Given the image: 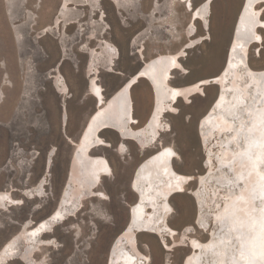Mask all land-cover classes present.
<instances>
[{"label": "rangeland", "instance_id": "374dc122", "mask_svg": "<svg viewBox=\"0 0 264 264\" xmlns=\"http://www.w3.org/2000/svg\"><path fill=\"white\" fill-rule=\"evenodd\" d=\"M201 1L193 0V3L197 5ZM242 1L213 2L208 19L210 36L202 44L184 52L180 63L187 73L174 72L173 86L192 85L217 75ZM60 2L0 0V191H11L14 198L22 201L18 206L0 211V247L9 244L15 251L6 264H105L109 247L126 226L129 207L135 201V194L130 192L129 186L134 169L130 168L134 162L138 164L160 147L142 151L135 144L125 142L127 150L119 154L113 150L118 139L110 132H104L102 136L112 147L93 152L106 156L112 167V175L103 177L98 188L102 197L84 200L78 213H72L43 237L52 238L53 246L35 247V255L29 262H20L18 254L23 246L19 233L28 223L26 228L46 217L56 205L73 151L67 138L77 140L94 110L95 99L87 91L89 60L86 51L93 45L95 48L99 39H105L119 52L112 69L107 63H93L98 68V82L108 98L141 66L143 59L139 60L137 50L143 47V58L148 60L159 53L176 52L187 44L183 29L188 26L189 13L177 0H137L119 10L110 0H102L104 24L98 19L88 22L93 30L87 35L95 34V40L84 39L79 51L71 47V33L59 31L60 50L55 37L56 29L62 27L54 25L52 28L53 19L59 17L62 26H67L79 17L74 10L62 7L58 10ZM69 3L83 4L78 0ZM196 34L198 37L203 35L199 22H196ZM262 36L264 38V32ZM88 43H91L89 47ZM260 46L259 52L254 50L255 46L249 52V63L256 70L264 68V42ZM74 56L84 60L85 64L74 67ZM61 58L64 60L60 67L50 71ZM57 73L68 84L66 97L51 89L52 77ZM216 91L215 87H204L201 94L192 96L188 102L178 100L174 106L176 112L165 113L167 131L161 133L160 143L173 148L172 166L178 173L195 178L205 171L206 148L214 145L212 140L206 148L200 145L196 124L210 107ZM131 94L134 116L140 123L151 109L152 92L148 83L140 80ZM64 107L68 112L65 127L61 125ZM50 153L52 163L44 196L23 198L21 191L14 190L36 186ZM209 154L215 156L214 152ZM128 177L130 191L126 187ZM192 180L186 182L182 192L169 199L171 210L161 221L165 222L168 231L137 232L129 237V241L135 240L137 250L146 258L143 264H184V257L192 255L185 243L190 244L191 239L207 240V233L195 225L197 206L194 193L197 186ZM74 191L71 189L70 193ZM209 214L208 210L204 211L205 216ZM208 224L210 228L211 223Z\"/></svg>", "mask_w": 264, "mask_h": 264}, {"label": "bare ground", "instance_id": "6f19581e", "mask_svg": "<svg viewBox=\"0 0 264 264\" xmlns=\"http://www.w3.org/2000/svg\"><path fill=\"white\" fill-rule=\"evenodd\" d=\"M63 1L62 8L67 9L71 0ZM78 1L90 11H95L102 0ZM110 1L119 10L137 0ZM177 1L183 3L189 13L188 26L183 29L187 44L176 52L159 53L148 60L143 58V47L137 50L139 60L143 59L141 72L128 77L126 80L131 79L129 83L123 81L105 103L104 90L98 82V68L93 63H107L112 69L119 52L105 39L96 41L95 48L87 49V91L98 105L86 119L76 142L67 140L73 151L55 207L46 217L26 228L28 223L18 235L23 244L18 251L20 262L33 259L35 247L53 246L52 238L43 237L72 213H78L84 200L102 197L98 188L103 177L112 175V167L106 156L93 152L112 147L102 136L104 132H110L120 140L115 146L119 154L127 150L126 143H133L142 151L160 147L141 160L132 172L129 186L135 194V202L129 207L127 227L109 247L105 264L145 263L146 258L137 250L135 240L129 241V237L137 232L152 234L168 231L165 222L161 221L171 210L169 199L173 194L182 192L186 182L192 179L197 182L194 193L196 224L210 238L204 242L191 239V245L186 240L187 246L192 247V255L184 257L183 263L264 264V68L253 69L249 63L251 48L255 46L254 50L259 52L264 42V1H242L232 26L230 36L234 33V38L227 46L228 61L222 73L179 87L171 84L173 74L176 71L187 73L180 63L184 52L202 44L210 36L208 19L215 0H203L197 5L193 0ZM98 16L99 22L104 24L105 14L101 11ZM256 16L257 19H254ZM60 20L56 17L53 24L59 26ZM196 22L203 30L200 37L196 34ZM244 24L248 26L246 33L250 26L253 27L248 41H244L245 32H239V26ZM87 40H95V34H88ZM140 80L150 86L152 102L146 118L139 123L134 116L131 92ZM210 81L217 82L220 91L213 106L198 120L196 128L200 145L206 148L212 140L214 146L206 148L204 173L194 178L174 169L172 160L175 152L170 146L160 143V138L161 133L167 131L165 113L176 112L174 106L178 100L188 102L192 96L201 94L202 86ZM52 84L59 95L66 97L69 93L68 84L59 73L52 77ZM67 122L68 112L64 107L61 125L65 127ZM213 152L215 156L211 157L209 153ZM51 163L52 153L47 156L43 175L36 186L21 190L23 198L44 196ZM71 189H75L72 194ZM21 203L11 191H0V211ZM206 210L210 213L208 216L204 215ZM208 223L213 226L211 231ZM122 240L125 243H121ZM14 252L9 244H3L0 247V264H6Z\"/></svg>", "mask_w": 264, "mask_h": 264}, {"label": "flooded vegetation", "instance_id": "af4514ba", "mask_svg": "<svg viewBox=\"0 0 264 264\" xmlns=\"http://www.w3.org/2000/svg\"><path fill=\"white\" fill-rule=\"evenodd\" d=\"M184 5V4H183ZM59 7V5H58ZM83 7H86L84 6L83 4H80V3H72L71 6H70V10H74L76 11L77 13H79V17L72 20L69 24H67V26L63 29V28H57L56 29V34H57V37H55V39L57 40V47L61 50L62 48V41L60 39H58V34H59V31H61V33H64L66 30L68 32L71 33V38H72V45L71 47L76 49V50H79L80 51V48L81 46L83 45V40L87 38V33L91 30H93L92 28H90L88 26V22L89 20L91 19V21H94L96 22L97 19L99 18L98 15H100V12L102 11L104 13V9H103V6H102V1H101V5L99 6L98 10H95L93 11L92 13H90L89 9L86 7V8H83ZM184 8L186 9V7L184 6ZM58 9V8H57ZM60 10V9H59ZM59 13V11H58ZM105 14V13H104ZM69 25V26H68ZM68 27V28H67ZM91 45V43H88L87 46L89 47ZM94 47V45H93ZM92 47V48H93ZM91 48V47H89ZM75 57V62H73L72 60V63H73V66L74 67H82L84 64H85V61L82 60V59H78L77 56H74ZM64 59L61 58L56 64L55 66L57 65V67L59 68L62 61ZM51 89L54 90V88L51 86ZM55 91V90H54ZM55 93L57 94V92L55 91ZM88 95V94H87ZM62 111V110H61ZM121 137V136H120ZM68 139V138H67ZM117 142H120V140L118 139ZM107 148H111V147H107ZM113 150H116L115 148ZM135 163V164H134ZM133 165L131 166L130 169H134L137 165L136 162H134ZM128 166V165H127ZM45 167V165H44ZM128 168V170H130ZM51 170V169H50ZM44 172V170H43ZM41 178V177H40ZM128 180H129V177L126 179V187L128 188V190L130 191L129 189V186H128ZM27 181V180H26ZM26 185V184H25ZM11 189V188H10ZM15 192H18L20 193L21 190H17L15 189L14 190ZM131 192V191H130ZM14 194V192H13ZM135 202V201H134Z\"/></svg>", "mask_w": 264, "mask_h": 264}, {"label": "water", "instance_id": "95a60500", "mask_svg": "<svg viewBox=\"0 0 264 264\" xmlns=\"http://www.w3.org/2000/svg\"><path fill=\"white\" fill-rule=\"evenodd\" d=\"M256 1H264V0H256ZM63 2L64 1H62L61 0V2L59 3V7H58V10L62 7V4H63ZM68 4H71V3H68ZM68 9H70V6H68ZM238 14V13H237ZM237 17V16H236ZM257 17L258 16H256L254 19H257ZM54 22V19H53V21H52V23ZM60 22H61V20H60ZM54 27V24L52 25V28ZM60 27H62L63 29L66 27L65 25H63L62 26V24H60ZM240 28H239V32H245V33H243V37H244V41H248L249 40V36L251 35V32H252V29H253V27L252 26H250V28H249V30H248V33H246L247 32V29L246 28H248V26H246V24H244V25H241V26H239ZM238 28V27H237ZM246 35V36H245ZM233 38H234V33L230 36V38H229V43L231 44L232 43V41H233ZM228 43V44H229ZM227 61H228V53L226 52V54H225V58H224V61H223V64H222V66H221V69L219 70V72L217 73V74H221L222 73V71L225 69V67H226V64H227ZM142 65H143V61L141 62V66L139 67V69L134 73L135 75L134 76H136V75H138L139 74V72H141V70H142ZM54 69H58V67H57V65L55 66V67H53V68H51L50 69V71H52V70H54ZM130 77V76H129ZM131 81V79H129V80H126L125 81V84L126 83H129ZM204 87H215L216 89H217V91H216V94H215V97H214V99H213V101H212V103H211V105H210V107L211 106H213V104L215 103V100H216V98H217V96H218V94H219V84L217 83V82H214V81H210L208 84H206L205 86H202V89L201 90H203V88ZM107 97H105L104 98V100H103V102L105 103V102H107ZM98 105V103L96 102L95 103V107H94V109L96 108V106ZM209 107V108H210ZM208 108V109H209ZM207 109V110H208ZM207 112V111H206ZM146 122V121H145ZM144 123H142V125H143ZM78 139V138H77ZM74 142V141H73ZM76 142V141H75ZM69 143H70V141H69ZM47 170V169H46ZM196 186H197V182H196ZM129 220V219H128ZM127 224H128V222H127ZM127 224H126V226L124 227V229L127 227ZM195 225H197L196 224V220H195ZM210 238V236L208 235V238L207 239H209ZM185 246L186 247H189V249L191 250L192 249V247L189 245V246H187V243H185Z\"/></svg>", "mask_w": 264, "mask_h": 264}, {"label": "crops", "instance_id": "0c3cea01", "mask_svg": "<svg viewBox=\"0 0 264 264\" xmlns=\"http://www.w3.org/2000/svg\"><path fill=\"white\" fill-rule=\"evenodd\" d=\"M177 2H178V1H177ZM178 4L182 5V6H183V9L185 10V8H184V5H183V4H181L180 2H178Z\"/></svg>", "mask_w": 264, "mask_h": 264}]
</instances>
